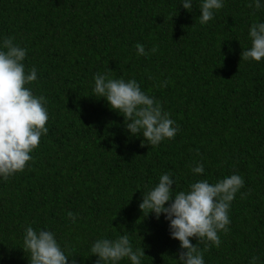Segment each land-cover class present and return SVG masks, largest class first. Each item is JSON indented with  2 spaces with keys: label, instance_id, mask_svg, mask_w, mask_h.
Here are the masks:
<instances>
[{
  "label": "trees",
  "instance_id": "obj_1",
  "mask_svg": "<svg viewBox=\"0 0 264 264\" xmlns=\"http://www.w3.org/2000/svg\"><path fill=\"white\" fill-rule=\"evenodd\" d=\"M181 3L0 0V43L11 36L27 49L25 69L37 70L27 87L46 98L49 116L33 160L7 181L0 177V264H29L27 226L52 231L69 264H94L96 239L125 234L134 250L143 247L141 264H180L165 215L144 216L138 207L164 173L174 193L240 175L244 186L220 246L205 251L207 241L189 239L204 264H250L253 256L264 264V58L240 59L251 24L264 22V0L259 10L247 6L252 0H223L203 25L202 0L190 10ZM137 43L157 51L137 55ZM97 73L135 79L175 121V137L151 146L130 135L123 115L94 96ZM198 163L202 174L191 170Z\"/></svg>",
  "mask_w": 264,
  "mask_h": 264
},
{
  "label": "clouds",
  "instance_id": "obj_2",
  "mask_svg": "<svg viewBox=\"0 0 264 264\" xmlns=\"http://www.w3.org/2000/svg\"><path fill=\"white\" fill-rule=\"evenodd\" d=\"M181 5L190 10L192 0H182ZM247 6L255 10L262 7L260 0H252ZM222 7L223 0H202L199 23L203 25L212 20L214 11ZM248 36L250 47L240 53V59L259 62L264 58V22L252 23ZM135 47L137 55L147 56L149 52L157 51L155 45L148 51L140 43ZM26 54L27 49L14 43V37H5L0 43V177L5 181L26 168L33 160L31 153L39 147L41 136L48 132L46 98L34 95L27 87L37 80V70L33 66L26 71L23 63ZM93 79L94 96L103 97L111 109L123 115L130 135H142L147 144L157 146L165 139H173L179 131L169 113L163 111L162 104L142 91L135 79H113L100 73L95 74ZM167 84L165 80L157 86L166 87ZM191 170L194 174H202L204 166L198 163ZM173 185L170 173L160 175L158 183L142 194L138 207L144 216L150 212L157 219L161 213L165 215L169 221L170 236L180 242L177 254L180 264H204L203 252L189 238L207 241L205 251L210 246H220L218 233L229 231L230 203L244 186V180L237 174L215 183L202 179L191 183L187 191L175 193ZM245 195L241 193V198ZM67 216L73 223L76 221L73 212L68 211ZM22 249L29 253V264H69L70 256L65 254L55 234L49 230L25 227ZM90 254L98 257L94 264H118L124 258L129 259L131 264H141V257L145 256L143 247L133 249L126 234L115 239H96ZM258 261L259 258L253 256L250 264H258ZM70 264H76V260L73 258Z\"/></svg>",
  "mask_w": 264,
  "mask_h": 264
}]
</instances>
